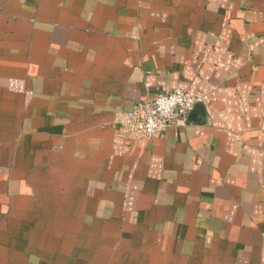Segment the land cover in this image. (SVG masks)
I'll return each instance as SVG.
<instances>
[{
	"label": "crops",
	"instance_id": "0c3cea01",
	"mask_svg": "<svg viewBox=\"0 0 264 264\" xmlns=\"http://www.w3.org/2000/svg\"><path fill=\"white\" fill-rule=\"evenodd\" d=\"M0 264H264V0H0Z\"/></svg>",
	"mask_w": 264,
	"mask_h": 264
},
{
	"label": "built area",
	"instance_id": "2783aa9c",
	"mask_svg": "<svg viewBox=\"0 0 264 264\" xmlns=\"http://www.w3.org/2000/svg\"><path fill=\"white\" fill-rule=\"evenodd\" d=\"M200 101L199 95L175 87L135 102L118 116L117 122L133 135L152 137L169 126L189 122L190 110Z\"/></svg>",
	"mask_w": 264,
	"mask_h": 264
},
{
	"label": "water",
	"instance_id": "95a60500",
	"mask_svg": "<svg viewBox=\"0 0 264 264\" xmlns=\"http://www.w3.org/2000/svg\"><path fill=\"white\" fill-rule=\"evenodd\" d=\"M202 108H203L202 104H201L200 102H197V103L193 106V108L190 110V113L192 114L193 112H196V111H202ZM190 113H189V114H190Z\"/></svg>",
	"mask_w": 264,
	"mask_h": 264
}]
</instances>
